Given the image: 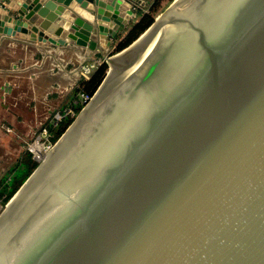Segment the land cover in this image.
Returning <instances> with one entry per match:
<instances>
[{"label": "water", "instance_id": "obj_1", "mask_svg": "<svg viewBox=\"0 0 264 264\" xmlns=\"http://www.w3.org/2000/svg\"><path fill=\"white\" fill-rule=\"evenodd\" d=\"M138 3L0 0V40L110 73L6 202L0 264H264V0H171L116 51Z\"/></svg>", "mask_w": 264, "mask_h": 264}, {"label": "crops", "instance_id": "obj_2", "mask_svg": "<svg viewBox=\"0 0 264 264\" xmlns=\"http://www.w3.org/2000/svg\"><path fill=\"white\" fill-rule=\"evenodd\" d=\"M141 2H143L141 0ZM139 4V3H138ZM139 18V17H138ZM137 19V18H136ZM136 21V20H135ZM131 27V26H130ZM128 29V28H127ZM122 32L120 36V40L128 33V30ZM119 40H116L115 43H119ZM89 51L86 48L77 47L74 45H67L63 47H59L56 45H43L38 41H29L27 39H20L17 37L2 35L0 40V179L6 175V168L9 167V159L12 151L20 152L22 146L20 142H22V138H25L24 135L18 134L17 132H8L5 128L7 122H14L15 119H20L21 113H17L18 111L12 110L11 105H15L18 103V100L15 99L14 104L8 102V96H12L15 84L7 79V77L14 76L12 74H16L18 69L11 63V59L17 57L19 61L26 63L24 68H21L22 71H26L33 66L38 69L42 65H45L47 61L54 60L58 61L62 58H74L75 56L81 57L85 59L87 57V53ZM92 54H98L96 51ZM90 54V56H92ZM88 56V58L90 57ZM41 63V64H40ZM29 64V65H28ZM58 72L55 71L54 68H49L46 72H31L28 75L24 76L27 80L28 91H31V95H26V97H21L23 102L27 105L29 109L30 116L22 117L23 121H33L39 120L40 115H44L41 117L45 119L52 109L51 102L48 100V94L51 93L52 88L55 86H60V82L58 80ZM33 74V75H32ZM7 79V80H6ZM8 82V85L4 84ZM16 95V94H15ZM38 96V98L36 97ZM14 99V98H13ZM55 109V108H53ZM12 117V118H11ZM28 117V118H27ZM27 118V119H26ZM19 142V143H17ZM16 143V144H15ZM15 144V146L13 145ZM19 144V145H18ZM18 146V147H17ZM13 147V149H12ZM21 147V149H19ZM19 159V157H17ZM16 165H18L21 161H18ZM15 165V167H16ZM10 168V167H9ZM10 170V169H9ZM8 170V171H9ZM5 173V174H4Z\"/></svg>", "mask_w": 264, "mask_h": 264}, {"label": "rangeland", "instance_id": "obj_3", "mask_svg": "<svg viewBox=\"0 0 264 264\" xmlns=\"http://www.w3.org/2000/svg\"><path fill=\"white\" fill-rule=\"evenodd\" d=\"M142 1L143 2H141V0H139V4H138V7L140 8V12L151 13L154 18L158 14H160L171 2V0H142ZM137 19H139V18H137ZM104 54H105V52H104ZM16 58L17 57L12 58L10 60L11 63H13L14 66L18 69V72L16 74H12L14 76L7 77L8 80H10L11 82H13L15 84V89H14L12 96H8V98H9L8 102L14 104L13 102L15 101V99H20V100H18L17 104H15L14 106L13 105H11V106H12V110L18 111L17 113H21V115H23V116H20V119H18V120L15 119L14 122L5 121V123H2V125L6 124L3 126L9 127L11 129L10 132H12V133L17 132L18 134L24 135L25 138H22L23 141L20 142V145L22 146V149H21V147L19 148V149H21L20 152L12 151V153H11L10 159H9V167L10 168L8 167L5 170V173H7V174L9 172L11 173L13 168L15 167V165L17 163V159H18L17 157H19L18 161L19 160L24 161L25 157L29 156L30 160L34 161L31 153L25 149V145L29 141L32 133L37 129L39 123L44 120V119H42L40 121L41 117H43L44 115H40L39 120H37V121H35V119L33 121V118L31 121H23L22 120V117L30 116L31 114L30 115L28 114L29 109H28L27 105L25 104V101L23 102L21 97H26V95L28 96V95L32 94L31 91L30 92L28 91L27 80H26V78H24V76H29L28 75L29 73L37 72V70L45 73L46 70H48L49 68H54L56 65H58L60 70H58L57 75L59 77L58 80L60 82V86H58V87L55 86L54 88H52L51 93L48 94L47 97H48V100H50V102H51L50 104H51L52 109L53 108L60 109L62 107L70 105V103H72V101L74 99L79 97V94L75 93L74 89H76L79 86V82L85 78L82 75H77L76 71H79L82 65L94 63L95 67L93 68V71L91 72V73H93L95 70H97L98 67H100L101 65L104 64L103 58L99 54H92V56H90L89 58H85V59L83 58V56H81V57L75 56L74 58H69V59L62 58L60 56L61 60L54 61V60L49 59L45 65H42L38 69H36V67L33 66L32 68H29L26 71H22L21 68H24L26 63L22 62L21 60L19 61ZM72 69H75L76 71L74 72V75L71 77V79L70 78L68 79L66 76L69 75V73H70L69 71H71ZM107 70H106V72H107ZM70 74H72V73H70ZM0 81H1V79H0ZM73 96H75V97H73ZM36 97L38 98V96H36ZM80 110L78 113L72 112L71 116H73V120L79 115ZM57 139H56V141H57ZM17 143H19V142H17ZM15 144H13V145L15 146ZM54 144H55V142H54ZM12 149H13V147H12ZM7 178H9V174H8ZM5 204L6 203H3L0 201V214L3 211Z\"/></svg>", "mask_w": 264, "mask_h": 264}, {"label": "trees", "instance_id": "obj_4", "mask_svg": "<svg viewBox=\"0 0 264 264\" xmlns=\"http://www.w3.org/2000/svg\"><path fill=\"white\" fill-rule=\"evenodd\" d=\"M154 20L151 13H139V19L131 25L128 33L116 44V51L124 48L135 40ZM107 70V65L104 63L95 70L88 79H83L79 82V86L74 89L75 93L83 92L88 96H92L97 86L102 81ZM75 97V96H73ZM74 112L78 113L82 105L73 104ZM73 121V117H67L63 119L56 127L51 128L53 133V140L55 141L64 132L67 126ZM37 163L30 160L29 156H26L24 161H21L16 167L13 168L12 172L4 175L0 179V201L6 203L10 197L19 188L22 182L27 178V176L36 167Z\"/></svg>", "mask_w": 264, "mask_h": 264}, {"label": "built area", "instance_id": "obj_5", "mask_svg": "<svg viewBox=\"0 0 264 264\" xmlns=\"http://www.w3.org/2000/svg\"><path fill=\"white\" fill-rule=\"evenodd\" d=\"M94 67V63L82 65L79 71L72 69L69 71L72 74L69 73V75L66 77L71 79V77L74 75V72L76 71L77 75H82L85 79H88L91 76V72L93 71ZM54 68L56 72L60 70L58 65H56ZM78 94L79 97L74 99L72 103L80 104L82 105L81 108H83L89 102L92 96H88L83 92H78ZM72 112L74 113L72 105H68L60 109H51L47 117L39 123L37 129L32 133L29 141L25 145V149L31 153L32 158L37 164L40 163L41 156H44L47 152H49L53 147L54 142H56V140H53L51 128L56 127L63 119L67 117H73L71 116ZM5 128L8 132L11 131L9 127Z\"/></svg>", "mask_w": 264, "mask_h": 264}, {"label": "bare ground", "instance_id": "obj_6", "mask_svg": "<svg viewBox=\"0 0 264 264\" xmlns=\"http://www.w3.org/2000/svg\"><path fill=\"white\" fill-rule=\"evenodd\" d=\"M109 74H110V73H109ZM109 74L106 76V78H105V79L103 80V82L100 84L98 90H97L96 93L92 96V98L89 100V102L83 107V109L81 110V112H80L78 118L76 119V121L80 118V116L82 115V113L84 112V110L87 108V106L93 101V99L95 98V96L98 94V92L100 91V89H101L102 86L104 85L105 81L107 80ZM76 121L70 126V128L76 123ZM70 128H69V129H70ZM69 129H68V130H69ZM68 130H67V131H68ZM65 134H66V133H65ZM65 134H64V135H65ZM63 137H64V136H63ZM63 137H62V138H63ZM62 138H61V140H62ZM61 140H60V141H61ZM60 141L58 142V144L60 143ZM58 144H54L53 147L51 148V150H50L49 152H47L44 156H41V158H40V163H39V164H40L39 167L41 166L42 162H43L44 159L47 157V155H48L50 152H52V150H53ZM37 170H38V169H37ZM37 170H36V171H37ZM36 171H35V172H36ZM35 172H34V174H35ZM34 174H33V175H34ZM30 179H31V178H30ZM28 182H29V180H28ZM28 182H27V183H28ZM27 183H26V185H27ZM26 185H25V186H26ZM25 186H24V188H25ZM24 188H22V190H23ZM22 190H20V191H22ZM20 193H21V192H19L15 197L17 198V197L20 195ZM16 198H14V199L12 200L11 204L14 202V200H15ZM11 204H10V205H11ZM10 205H9V206H10ZM9 206H8V207H9Z\"/></svg>", "mask_w": 264, "mask_h": 264}]
</instances>
